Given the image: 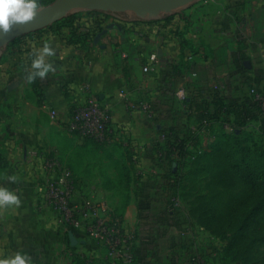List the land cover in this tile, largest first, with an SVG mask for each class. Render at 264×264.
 Returning a JSON list of instances; mask_svg holds the SVG:
<instances>
[{
  "label": "crops",
  "instance_id": "0c3cea01",
  "mask_svg": "<svg viewBox=\"0 0 264 264\" xmlns=\"http://www.w3.org/2000/svg\"><path fill=\"white\" fill-rule=\"evenodd\" d=\"M90 24L91 19L84 16L71 24L30 33L13 41L0 57V79L9 81L4 94L13 101L7 120L9 140L3 150L8 155V175L15 177L14 181L8 179L2 187H7L20 199L18 207L1 208V215L4 217L7 213L9 226H20L24 215L21 203H31L32 228L42 230L47 264H94L93 258L101 255L102 251H98L81 230L72 232L76 245H71L70 231L56 225L47 210L40 206L41 216L36 215L34 207L36 201L40 202L39 183L43 176L36 171L37 163L30 157V152L35 150L56 157L69 168V161L73 160L69 156H76L82 147L90 146V142L81 141L67 130L70 107L92 95L110 114L112 124L128 128L130 138L143 149L146 161L143 175L147 180H132L136 194L128 201L122 219L126 226L135 227L137 231L134 254L139 264L162 263L168 255L176 253L174 243L171 240L169 246L168 239L175 237L178 231L171 227L164 233L155 226L163 217L164 209L158 202L162 181L159 167L148 162L145 150L161 139L155 132L158 124L162 128L169 127L183 113L186 106L179 105L174 112L167 103L179 88H185L186 101L210 110L212 107L208 102L212 101L215 91L229 110H240L251 103L249 90L252 87L264 95V0H202L168 21H127L110 17L90 41L81 42L78 35L86 32ZM178 38L204 52L192 57L189 70L174 89L167 92L163 78L145 75L141 68L151 53L163 61L176 59ZM45 46L52 50L45 62L50 63L54 71L29 81L27 76L34 71L32 60ZM125 99L149 103L152 118L144 116L138 107L130 113L125 111L122 106ZM51 110L56 111L55 119L49 117ZM227 119L232 122L235 118L230 113ZM261 123L256 118L245 130L262 141L264 147ZM188 125L197 137L196 148L205 153L216 136L232 135L230 125L220 120L198 122L195 114L188 118ZM5 135L0 133V141ZM119 147L125 152L124 145ZM188 151L194 152V149L188 148ZM193 168L191 161L185 159L181 174ZM78 179L82 182L77 186L81 196L91 191L106 197L110 194L102 187V178ZM181 186H184V180H181ZM146 199L151 202L149 207ZM139 206L143 213L138 219ZM38 218L41 226L37 224ZM184 233L194 237V225Z\"/></svg>",
  "mask_w": 264,
  "mask_h": 264
},
{
  "label": "rangeland",
  "instance_id": "374dc122",
  "mask_svg": "<svg viewBox=\"0 0 264 264\" xmlns=\"http://www.w3.org/2000/svg\"><path fill=\"white\" fill-rule=\"evenodd\" d=\"M52 1L38 0L41 7ZM183 11L185 9L171 16L175 17ZM84 13L75 12L71 15L77 18L83 17ZM8 83L0 79V133L6 134L0 141V187L9 179L8 155L3 150L5 142L9 140L7 120L13 103L4 94ZM249 141H243L240 147H250ZM257 142L263 144L260 140ZM230 156L231 162L225 164L229 165V169L223 171L224 176L216 170L196 173L188 169L186 176H182L184 186L180 188L177 207L187 213L194 225L196 249L209 248L211 251L212 260L208 264H264V180L256 179L260 171L258 166H264V155L241 151L239 154L235 151ZM69 157L74 161H69L68 169L78 178L104 179L102 187L109 190L110 194L106 197L100 192L96 193L114 210L124 212L132 194L133 197L136 194L134 183L131 182L135 181L137 173L129 153L123 152L118 145L90 143V146L82 147L78 155ZM21 206L24 214L20 219L22 224L15 227L9 226V217L7 213L3 217L0 208V258L20 252L26 253L32 264H47L42 230L32 228L31 203L22 202ZM40 206L41 202L36 201L34 210L37 216H41ZM37 221L38 226H41L39 218Z\"/></svg>",
  "mask_w": 264,
  "mask_h": 264
},
{
  "label": "trees",
  "instance_id": "16d2710c",
  "mask_svg": "<svg viewBox=\"0 0 264 264\" xmlns=\"http://www.w3.org/2000/svg\"><path fill=\"white\" fill-rule=\"evenodd\" d=\"M84 16L91 19V24L86 28V32L82 35H78L81 42L90 41V38L96 33L102 30L104 22L110 18V16L98 13V12H85ZM83 16V17H84ZM80 17H74L70 15L69 17L53 24L47 29L54 28L60 24H71ZM172 16H168L160 21H168L172 19ZM176 37V35H174ZM179 39V38H178ZM18 41L17 39L14 41ZM11 42L9 45H11ZM179 45V56L172 63L168 65L169 69L162 76L165 81V91L173 90L175 84L179 82L184 75L185 71L189 70L190 60L195 55H200L203 50L200 48H194L185 39L180 38L178 41ZM187 51V53H186ZM190 55V56H189ZM170 92V91H169ZM212 101H209L210 110L207 107L200 108L197 104L192 103V101H183L182 104L186 106L182 111L181 116L185 119L183 122L182 117H176L169 127L162 128L158 124L157 130L155 131L159 136L160 140H156L150 144L148 149L145 150V155L148 162L153 166H157L160 169V179L162 185L159 187V197L161 200L159 204L162 205L163 217L156 222L155 226L161 229L164 233L171 227L175 228L178 233L175 237L169 238V246L171 240L174 243L177 251L175 254L168 255L167 259L162 263L156 261L153 264H208L212 260L211 251L209 248L202 250H197L194 244L193 237L186 235L184 232L186 229L192 228L193 223L188 220L185 211L177 206H175L177 197L179 196L182 180V168L184 167L185 159L190 160L192 166V172L199 173L204 170H216L220 171L222 176H224L223 171L229 169V165L225 166L226 162H231V154L235 151L240 154V151L251 152L255 154L264 155V147L258 144V140L253 137V135L245 127L249 122L254 119H259L261 123V128L264 130V113L261 111L259 106L254 102L247 103L240 110L232 109L229 110L228 107L221 101L219 93L215 91L212 95ZM168 106L174 112L178 109L179 104L174 98V93L171 101H167ZM193 105V106H192ZM232 113L234 115V120L231 122L227 119V116ZM195 114V118L198 122H208L210 120H220L221 123L230 125L232 129V135L219 134L216 136L214 141L209 146L208 152H201L200 149L196 148L197 137L191 131L188 125V118ZM153 116V114H152ZM250 140V147H240L243 141ZM90 142V141H86ZM93 143V142H90ZM95 144V143H93ZM98 145V144H97ZM113 145H118L114 143ZM122 146L119 144L118 146ZM188 148H193L194 152H189ZM125 152L129 153V159L131 161L132 153L130 147L124 146ZM132 163V161H131ZM231 164H234L233 162ZM133 165V163H132ZM230 168H234L231 165ZM259 174L256 176L258 180H264V166H258ZM191 170V169H190ZM219 175V174H218ZM252 176V173H250ZM255 176V175H253ZM145 181L146 176L143 174H136L135 181ZM253 184V180H251ZM164 184V185H163ZM147 207L150 206L151 202L146 199ZM124 211V210H123ZM115 215L118 217L122 215L114 210ZM143 210L139 206L138 219L141 217ZM141 219V218H140ZM161 220V221H160ZM156 221V219H155ZM167 242V243H168ZM135 253V252H134ZM134 264H139L138 258L134 254Z\"/></svg>",
  "mask_w": 264,
  "mask_h": 264
},
{
  "label": "built area",
  "instance_id": "2783aa9c",
  "mask_svg": "<svg viewBox=\"0 0 264 264\" xmlns=\"http://www.w3.org/2000/svg\"><path fill=\"white\" fill-rule=\"evenodd\" d=\"M171 63L172 59L163 61L155 53H151L141 71L145 75L162 78ZM249 93L251 101L264 113V95L254 87L250 88ZM174 98L179 105L182 104L186 99L185 88L177 89ZM122 106L128 113L138 107L144 116L152 118L149 103L125 99ZM70 108L66 121V128L70 133L77 135L81 141H90L101 146L114 143L129 146L136 173L145 172L146 161L142 147L130 138L128 128L112 124L110 114L95 97L91 95L89 99ZM49 117L55 119L56 111L51 110ZM30 157L37 163L34 166L36 171L43 176L39 183L41 207L52 215L55 224L61 225L66 232L81 230L84 236L94 242L97 250L102 251L100 256L93 258L94 264H134V250L138 241L135 227L126 226L123 216L115 215L108 202L96 191L79 195L77 186L82 182L56 157L39 154L35 150L30 152Z\"/></svg>",
  "mask_w": 264,
  "mask_h": 264
},
{
  "label": "water",
  "instance_id": "95a60500",
  "mask_svg": "<svg viewBox=\"0 0 264 264\" xmlns=\"http://www.w3.org/2000/svg\"><path fill=\"white\" fill-rule=\"evenodd\" d=\"M198 0H53L41 7L27 23L14 24L7 33H0V57L11 42L27 34L46 29L75 12H98L117 20L159 21L178 13ZM105 33V31H103ZM70 244L76 245L72 232Z\"/></svg>",
  "mask_w": 264,
  "mask_h": 264
},
{
  "label": "clouds",
  "instance_id": "9594fccd",
  "mask_svg": "<svg viewBox=\"0 0 264 264\" xmlns=\"http://www.w3.org/2000/svg\"><path fill=\"white\" fill-rule=\"evenodd\" d=\"M41 10L38 0H0V33H7L14 24L30 22ZM52 50L45 46L32 60L31 68L34 70L28 76L29 81L36 77L43 78L49 71H54L50 63L45 62L46 56H51ZM14 181L15 177H9ZM20 199L16 193L7 187H0V208L19 206ZM0 264H32L26 253L17 252L7 258H0Z\"/></svg>",
  "mask_w": 264,
  "mask_h": 264
}]
</instances>
